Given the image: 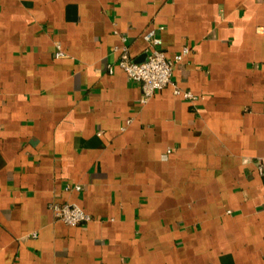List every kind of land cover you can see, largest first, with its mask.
Segmentation results:
<instances>
[{
    "label": "crops",
    "instance_id": "crops-1",
    "mask_svg": "<svg viewBox=\"0 0 264 264\" xmlns=\"http://www.w3.org/2000/svg\"><path fill=\"white\" fill-rule=\"evenodd\" d=\"M154 26L196 101L117 65ZM261 26L264 0H0V264H264Z\"/></svg>",
    "mask_w": 264,
    "mask_h": 264
},
{
    "label": "built area",
    "instance_id": "built-area-1",
    "mask_svg": "<svg viewBox=\"0 0 264 264\" xmlns=\"http://www.w3.org/2000/svg\"><path fill=\"white\" fill-rule=\"evenodd\" d=\"M163 26H154L147 30L144 38L147 41L146 57L143 60H137L131 55L128 37L122 35V42L114 47L118 51L117 65L121 67L127 75L135 82L142 86L141 102H147L157 90L167 85L173 84L174 93L182 95L186 99L196 101L199 96L193 91L180 88L173 80L174 69L177 62L181 61L190 51L189 46H184L181 52L174 58L167 56L161 47L162 37L160 30ZM264 32V26H261ZM61 51L56 52L60 56ZM109 72H114V65L109 64ZM257 167L260 172L264 173V158H258ZM70 187V186H68ZM76 189H82L81 184L71 186ZM51 208L55 216L71 226L86 223L92 219V215L84 210L80 205L73 202H52Z\"/></svg>",
    "mask_w": 264,
    "mask_h": 264
}]
</instances>
